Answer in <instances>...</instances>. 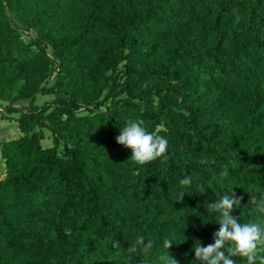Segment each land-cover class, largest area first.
I'll return each mask as SVG.
<instances>
[{"label": "trees", "instance_id": "trees-1", "mask_svg": "<svg viewBox=\"0 0 264 264\" xmlns=\"http://www.w3.org/2000/svg\"><path fill=\"white\" fill-rule=\"evenodd\" d=\"M1 102L20 136L0 142V264H160L165 238L199 264L231 188L238 222L264 218V0H0ZM137 118L166 161L117 144ZM141 235L151 253L129 255Z\"/></svg>", "mask_w": 264, "mask_h": 264}, {"label": "clouds", "instance_id": "clouds-1", "mask_svg": "<svg viewBox=\"0 0 264 264\" xmlns=\"http://www.w3.org/2000/svg\"><path fill=\"white\" fill-rule=\"evenodd\" d=\"M117 144L131 149L132 155L129 160L139 166H144L148 162L161 158L162 161L168 159L166 151L168 141L166 137L155 132H150L144 125V121L129 119L126 125L120 129V134L115 138ZM228 169L225 166L221 176H227ZM193 182V176L184 175L179 181L182 188L190 187ZM186 194L180 191L179 200L181 201ZM243 197H238L233 188L226 191L220 198L212 203L206 202V212L211 215L218 214L217 223L219 230L213 233L214 243L202 246L197 241L193 250L195 261L199 264H236L232 257H239L242 264H264V252L258 249L264 244V218L260 222L248 221L238 222V218L232 213L240 208ZM249 204L252 205L251 211L264 217V193L250 195ZM173 245L172 240L165 238L163 240V252L159 255L160 264H179V262L169 254V249ZM113 247L119 248L120 243L113 241ZM153 248V242L148 240L145 244L144 237L137 236L135 241L126 249L129 255L138 251L147 257ZM144 264H147L145 261Z\"/></svg>", "mask_w": 264, "mask_h": 264}, {"label": "rangeland", "instance_id": "rangeland-1", "mask_svg": "<svg viewBox=\"0 0 264 264\" xmlns=\"http://www.w3.org/2000/svg\"><path fill=\"white\" fill-rule=\"evenodd\" d=\"M14 24H17V21H14ZM13 24V25H14ZM18 30L21 34V38L25 43H29L30 40H32L34 38V33L31 31H26L24 30L22 27H20L18 25ZM51 97L50 96H37L36 97V103L40 106L49 104L51 101ZM9 102H1L0 103V142L1 141H11L14 139H17L20 136V131L18 129L17 126V122L15 121V118L18 117V114H12L7 115V114H3L4 109L6 108V106H8ZM46 138V137H45ZM50 144V139L46 138L45 140H43L42 142V146L43 147H49ZM3 175V164L1 162L0 159V177ZM261 248L264 247V244H262L260 246Z\"/></svg>", "mask_w": 264, "mask_h": 264}]
</instances>
